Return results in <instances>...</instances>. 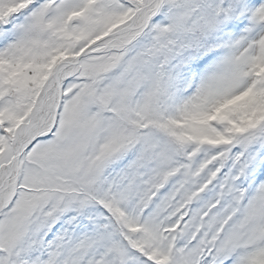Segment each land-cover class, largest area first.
Returning a JSON list of instances; mask_svg holds the SVG:
<instances>
[{"label":"snow or ice","instance_id":"1","mask_svg":"<svg viewBox=\"0 0 264 264\" xmlns=\"http://www.w3.org/2000/svg\"><path fill=\"white\" fill-rule=\"evenodd\" d=\"M0 264H264V0H0Z\"/></svg>","mask_w":264,"mask_h":264}]
</instances>
